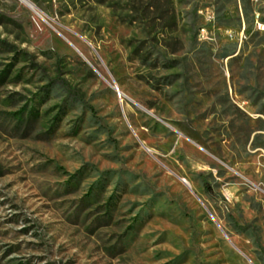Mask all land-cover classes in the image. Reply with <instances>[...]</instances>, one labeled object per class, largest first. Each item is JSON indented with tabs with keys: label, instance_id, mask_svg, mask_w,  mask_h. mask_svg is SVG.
Returning a JSON list of instances; mask_svg holds the SVG:
<instances>
[{
	"label": "rangeland",
	"instance_id": "rangeland-1",
	"mask_svg": "<svg viewBox=\"0 0 264 264\" xmlns=\"http://www.w3.org/2000/svg\"><path fill=\"white\" fill-rule=\"evenodd\" d=\"M31 1L0 0V264H264V0Z\"/></svg>",
	"mask_w": 264,
	"mask_h": 264
},
{
	"label": "bare ground",
	"instance_id": "bare-ground-1",
	"mask_svg": "<svg viewBox=\"0 0 264 264\" xmlns=\"http://www.w3.org/2000/svg\"><path fill=\"white\" fill-rule=\"evenodd\" d=\"M22 1L25 5H27L30 9H32L38 16L41 18H44L41 12L37 9V7L32 3L31 0H20ZM116 90V89H115ZM188 182V181H187Z\"/></svg>",
	"mask_w": 264,
	"mask_h": 264
},
{
	"label": "built area",
	"instance_id": "built-area-1",
	"mask_svg": "<svg viewBox=\"0 0 264 264\" xmlns=\"http://www.w3.org/2000/svg\"><path fill=\"white\" fill-rule=\"evenodd\" d=\"M257 26H258L259 29H262V28L264 27V26L262 25V23H260V22L257 23Z\"/></svg>",
	"mask_w": 264,
	"mask_h": 264
},
{
	"label": "water",
	"instance_id": "water-1",
	"mask_svg": "<svg viewBox=\"0 0 264 264\" xmlns=\"http://www.w3.org/2000/svg\"><path fill=\"white\" fill-rule=\"evenodd\" d=\"M116 89L118 90V88L116 87ZM120 93V92H119ZM189 186V185H188Z\"/></svg>",
	"mask_w": 264,
	"mask_h": 264
}]
</instances>
